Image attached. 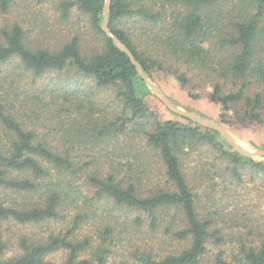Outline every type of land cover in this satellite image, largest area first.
<instances>
[{
    "label": "trees",
    "instance_id": "obj_1",
    "mask_svg": "<svg viewBox=\"0 0 264 264\" xmlns=\"http://www.w3.org/2000/svg\"><path fill=\"white\" fill-rule=\"evenodd\" d=\"M13 2L0 0V9L9 11ZM105 3L61 0L58 5L62 19H69L75 9L88 17L102 41L93 53L83 49L78 37L50 49L30 44L20 24L0 31V63L18 58L34 78L74 70L99 89H113L120 109L113 119L96 115L93 100L80 98L79 85L67 90L55 115L64 143L51 145L12 110L16 99L0 92V134L6 136L0 139V188L25 196L22 204L0 202V223L62 226L45 235H21L20 252L11 257L0 228V264H234L223 251L206 262L207 244L222 237L214 217L199 212L198 193L183 163L205 145L226 159L227 170L241 181L248 167L264 174V161L239 154L218 131L185 116L178 114L185 122L158 119L147 102L150 88L128 54L102 30ZM133 21L146 26L144 34L125 27ZM108 27L152 79L155 74L174 76L193 99L200 98L196 91L210 86L208 99L221 107L222 125H264V0H111ZM71 80L66 75L63 82ZM64 115L73 122L65 124ZM138 138L145 141L148 167L142 164ZM109 141H118L121 160L133 159L125 170L112 165L105 171L96 154L92 159L87 154ZM154 161L165 170V184L151 188L148 168ZM100 201L111 202L101 215L96 208ZM171 210L173 217L163 220L162 214ZM119 211L143 213L151 219L153 232L163 228L166 238L191 243L162 257L149 251L138 252L135 262L110 261L120 235L129 238L132 229L145 224L141 214L122 223L115 215ZM60 251L67 254L62 262L47 259ZM239 262L264 264V240L258 246L242 245Z\"/></svg>",
    "mask_w": 264,
    "mask_h": 264
},
{
    "label": "rangeland",
    "instance_id": "obj_2",
    "mask_svg": "<svg viewBox=\"0 0 264 264\" xmlns=\"http://www.w3.org/2000/svg\"><path fill=\"white\" fill-rule=\"evenodd\" d=\"M60 1L14 0L9 11L3 12L0 9V31L20 24L25 29L30 44L35 46L57 49L73 37H78L85 51L93 53L100 49L101 38L96 35L88 17L75 9L69 19H62L58 9ZM136 24L137 22L133 21L125 27L132 29L136 34H144L146 26ZM66 75H70L72 78L71 83L63 82L66 80ZM151 80L178 108L222 125L219 120L221 107L211 103L208 99V94L212 90L210 86L196 91L195 93L199 94L200 98L193 99L190 92L176 82L174 76L155 74L154 79L151 78ZM78 85L81 90L79 91L81 92L80 98L85 102L88 101V98L93 100L95 108L98 110L96 115L103 113L101 116L113 119L120 113L118 104L115 103L113 89H99L90 79L75 76L74 70L69 69L60 74L48 73L43 77L34 78L30 72L24 71L18 58L0 63V92L16 99V106L12 110L18 112V117L22 119L25 126L35 131L51 145L64 143V131L55 121L56 109L65 102V92L67 90L74 91ZM150 90L151 94L148 96L147 102L150 110L157 115L158 119L186 121L173 112L151 88ZM99 111L101 112L98 113ZM63 118L65 124L73 122L74 119L66 115ZM133 125L131 124L129 127L132 128ZM222 126L243 149L250 152L264 150V125L247 124L234 128ZM148 129L150 128L148 127ZM220 136L227 142L221 134ZM0 139L6 140V136L0 134ZM116 144L118 141L103 143L97 146L98 148H92L87 154L90 155V159L96 154L99 160L98 166L105 171H108L112 165L114 167L121 165V168L125 170L133 162V159L121 160L120 157L124 153L119 150L120 148H116ZM137 144H139L137 145L140 149L139 153L143 155L142 164L148 167V162L151 160L149 154L143 151L145 141L138 138ZM256 159L264 161V156H259ZM228 167L230 165L226 159H220L218 152L205 145L197 147L183 163V170L190 185L198 193L199 212L202 215L214 217V227L220 231L222 237L221 242L213 238L207 244L206 262L211 261L214 254L223 251L229 261H233L234 264H243L239 262L241 246L244 244L258 246L264 240V174L257 173L248 167L242 171L241 181H237L232 172L227 170ZM164 172L161 163L156 161L151 163V168H148L151 188L165 184ZM24 200V195L0 188V202L4 204H22ZM110 203L100 201L97 203L98 207H94L99 210L101 215V212L105 213L103 211H106ZM140 214L145 219V224L139 229H132L129 238L128 235H120L114 247L111 248L114 255L110 261L129 260L135 262L138 252L148 253L151 251L156 256L162 257L189 247L191 243L189 240L177 241L166 238L163 228L158 233L153 232L150 228L151 219L143 213L115 212L117 220L122 223L126 222L127 218L131 221ZM173 214V210L169 214L163 213L162 219L170 220ZM94 221L90 222V233L92 232V234L94 233ZM0 228L6 240H9L7 257H11L20 252L18 239L21 235H45L44 233L60 230L62 226L44 224L43 226L24 227L9 222L0 223ZM88 228L85 226L84 231L87 232ZM66 255L65 251H60L49 255L47 259L60 263L66 258Z\"/></svg>",
    "mask_w": 264,
    "mask_h": 264
},
{
    "label": "water",
    "instance_id": "obj_3",
    "mask_svg": "<svg viewBox=\"0 0 264 264\" xmlns=\"http://www.w3.org/2000/svg\"><path fill=\"white\" fill-rule=\"evenodd\" d=\"M110 3L111 0H106L105 3V16H104V20L102 22V30L106 33V35L108 37H110L114 43L116 45H118L119 47H121L130 57L131 61L133 62V64L136 67V70L138 72V74L140 75V77L144 80V82L147 84L148 87H150L158 97H160V99L175 113L188 117L189 119L193 120L194 122L208 128V129H213L218 131L228 142V144L239 154L243 155V156H247V157H259V156H264V150H258V151H254V152H250L247 151L245 149H243L242 147H240L236 141L233 139V137L231 136V134L219 123L214 122V121H210L207 119H203L201 117H198L197 115L182 110L180 108H178L176 105L172 104L163 94V92L161 91V89L151 80V78L144 72L143 68L141 67L140 63L136 60V58L134 57V55L131 53V51L116 37H114L110 31H109V27H108V20H109V9H110Z\"/></svg>",
    "mask_w": 264,
    "mask_h": 264
}]
</instances>
